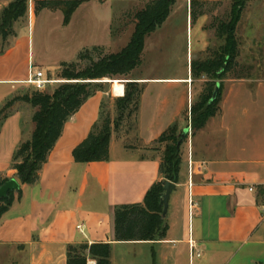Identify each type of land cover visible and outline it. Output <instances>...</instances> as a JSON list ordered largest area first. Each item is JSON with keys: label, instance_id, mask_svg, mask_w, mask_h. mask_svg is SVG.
I'll use <instances>...</instances> for the list:
<instances>
[{"label": "crops", "instance_id": "1", "mask_svg": "<svg viewBox=\"0 0 264 264\" xmlns=\"http://www.w3.org/2000/svg\"><path fill=\"white\" fill-rule=\"evenodd\" d=\"M10 1L0 0V14ZM33 4L30 0L31 12ZM190 4L175 0L162 25L145 37L142 51L143 59L147 42L158 34L169 45L181 44L183 70L134 75L136 67L119 80V96L128 81L138 83L141 93L136 110L112 128L109 159L76 163L72 157L98 119L101 102L118 97L106 89L88 97L64 123L38 180L31 185L19 181L21 196L15 193L0 218V259L3 255L6 264H66L67 246L78 243H109L110 264H264L255 258L264 254V72L256 80L232 79L217 114L200 129L189 127L179 144V180L164 217L165 235L129 241L114 237V207L142 202L161 178L162 150L154 143L171 125L181 131L188 127L191 105L202 90L190 64L210 44L204 28L208 15L192 21ZM179 11L184 12L180 35L170 23ZM32 29V24L19 29L0 50V107L28 79L30 65L40 70ZM25 118L15 109L0 123L1 177L18 179L12 155L34 128ZM87 264L96 260L88 258Z\"/></svg>", "mask_w": 264, "mask_h": 264}, {"label": "trees", "instance_id": "2", "mask_svg": "<svg viewBox=\"0 0 264 264\" xmlns=\"http://www.w3.org/2000/svg\"><path fill=\"white\" fill-rule=\"evenodd\" d=\"M86 0H34L35 11L42 9L62 10L65 14L64 23L69 22L72 12ZM175 0H148L142 7L134 11L124 12V17H131L133 30L129 41L116 52L107 55L101 53L102 47L93 46L96 61L89 55H79L78 60L88 58L89 66L80 68L77 63L62 62L61 78L68 81L58 85L52 93L35 90L31 96L23 97L36 111L32 115L34 128L27 140L21 141L12 155L11 168L16 170L18 180L24 184H34L39 178V171L46 162L50 150L61 135L64 123L75 113L88 97L98 91H106L107 82H96L104 78L126 76L142 63V51L145 37L162 25L170 13ZM247 0H234L229 20L213 17V21L205 25V29H213L214 35L221 43L215 48L207 47L204 60H195L190 64L194 79L206 75L208 80L200 91L197 100L191 105L189 121L194 129L202 128L207 120L217 114L216 106L221 95V80L245 78L244 67L237 60L238 41L235 31L241 12ZM220 0H191V19L208 14L210 6L221 4ZM27 10V0H15L7 4L0 14V37L6 39L10 35L13 22L23 16ZM218 93L211 101L216 84ZM141 87L138 83L128 81L123 96L115 102L118 113L114 119L105 109L106 100L101 102L98 119L92 124L87 136L72 150L73 161L88 163L107 161L109 159V141L112 128H116L123 120L124 110L129 116L136 110ZM16 98L12 97L0 107V123L10 114L7 109ZM176 124L169 126L156 141L166 142L165 152L159 164L161 178L155 181L146 191L140 203L119 204L114 207V237L118 241L151 240L156 236H164L167 225L162 217L161 197L164 192V180L177 183L181 158L179 155V138ZM8 177L0 176V185ZM264 192V187L260 188ZM15 193L21 196V189L10 191L0 199V218L10 208ZM109 243H78L69 244L66 248V264H87V259L96 260V264H110Z\"/></svg>", "mask_w": 264, "mask_h": 264}, {"label": "rangeland", "instance_id": "3", "mask_svg": "<svg viewBox=\"0 0 264 264\" xmlns=\"http://www.w3.org/2000/svg\"><path fill=\"white\" fill-rule=\"evenodd\" d=\"M233 2L234 0H227L217 6H210L211 11L207 14L206 25L213 21L214 16L221 20H229ZM142 5L143 3L140 0H86L72 12L69 22L65 24V14L62 10L42 9L36 12L33 4L31 12L30 0H27L25 14L14 21L11 28H9L11 34L6 39H1L0 37V50H3L10 44L19 29L32 24L31 39L33 38L35 50L42 59V63L38 64V66L49 80V83L41 91L52 93L58 85L68 81L59 75L61 71L60 64L62 62L77 63L80 68H85L89 66L90 60L88 58L78 60V57L80 54L83 56L89 55L92 62L96 61V53L100 51L92 53L91 49L93 46L102 47L101 53L104 55L116 52L125 46L133 30V23L131 17L123 16L124 12L128 10L134 11L141 8ZM183 13L179 11L170 20V23L177 28L179 35L182 33L181 28H183L181 26ZM209 33L210 44L208 47L215 49L221 43V40L217 39L214 35L213 29H209ZM235 37L238 41L237 60L244 67L245 78L256 80V74L264 72V0H251L249 3L247 0L241 12ZM161 39L162 37L158 34L154 42H147L141 66L137 67L134 75L162 76L183 70L181 52L184 47L181 44L169 45L167 41ZM158 43L160 44L157 46ZM206 57V52L198 53L193 57L192 61L204 60ZM36 69L35 66L30 65L27 77ZM114 79L120 80L123 78L115 76L112 77V80ZM200 79L201 81L198 83L203 88L208 78L206 75H202ZM231 80L232 78L229 77L221 80L222 88L219 102L223 95L222 92ZM105 87L111 92L110 83H107ZM35 90L37 89L27 82L20 84L18 92L14 95L16 99L7 111L12 112L15 109H20L23 111L24 117H26L25 120L33 123L32 115L36 111V108H33L28 102L23 100V97L31 96ZM115 99L116 97L112 99L110 97L105 103V109L109 111L113 119L118 113ZM219 102L216 104L217 107H219ZM128 108L124 110L125 117L126 113L133 107L129 106ZM131 120L130 117L126 119L128 128H131ZM188 127L191 130V124L188 123ZM181 132L180 129L177 130L178 134H181ZM154 145H158L161 148L162 154L165 152L166 142L155 141ZM14 213L15 211H11L9 215ZM2 258L0 259V264H6L3 255ZM255 258L264 261V254L258 255ZM255 264L262 263L256 262Z\"/></svg>", "mask_w": 264, "mask_h": 264}, {"label": "water", "instance_id": "4", "mask_svg": "<svg viewBox=\"0 0 264 264\" xmlns=\"http://www.w3.org/2000/svg\"><path fill=\"white\" fill-rule=\"evenodd\" d=\"M111 81L112 79L110 78L96 80V82H107V83H110ZM218 90H219V83L216 84L211 101L215 99L218 93ZM188 132H189V127H186L185 129H183V131L180 134L178 144H180V142L183 140V138ZM18 188H20L19 180L14 177L9 178L7 181H5L3 184L0 185V199L3 197H6L10 191H16ZM175 188H176V183L169 181V180H164V187H163L164 192L161 197V204H162L161 215L163 218L166 216L170 195L174 191Z\"/></svg>", "mask_w": 264, "mask_h": 264}, {"label": "built area", "instance_id": "5", "mask_svg": "<svg viewBox=\"0 0 264 264\" xmlns=\"http://www.w3.org/2000/svg\"><path fill=\"white\" fill-rule=\"evenodd\" d=\"M25 82L31 84L37 90H43L46 84L49 83V80L45 77L43 71L36 69L35 71L32 72L31 75H29L28 79ZM249 190L253 191L254 188L249 187ZM261 198H262L261 209H262V213L264 214V192L262 193ZM77 228H80V226L78 225ZM197 255L199 254L197 253Z\"/></svg>", "mask_w": 264, "mask_h": 264}, {"label": "bare ground", "instance_id": "6", "mask_svg": "<svg viewBox=\"0 0 264 264\" xmlns=\"http://www.w3.org/2000/svg\"><path fill=\"white\" fill-rule=\"evenodd\" d=\"M111 89L114 95L119 96L123 93V85L119 80H112Z\"/></svg>", "mask_w": 264, "mask_h": 264}]
</instances>
